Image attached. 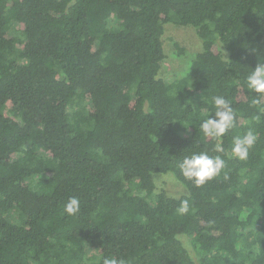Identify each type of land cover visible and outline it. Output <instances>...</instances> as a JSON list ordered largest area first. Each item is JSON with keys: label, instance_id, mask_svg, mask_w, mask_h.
<instances>
[{"label": "trees", "instance_id": "1", "mask_svg": "<svg viewBox=\"0 0 264 264\" xmlns=\"http://www.w3.org/2000/svg\"><path fill=\"white\" fill-rule=\"evenodd\" d=\"M166 23L201 41L171 79ZM260 63L264 0H0V264H264V96L246 87ZM216 95L236 112L219 139L200 129ZM249 128L242 161L232 137ZM192 151L225 168L194 186L178 166ZM167 171L187 194L156 190Z\"/></svg>", "mask_w": 264, "mask_h": 264}, {"label": "clouds", "instance_id": "2", "mask_svg": "<svg viewBox=\"0 0 264 264\" xmlns=\"http://www.w3.org/2000/svg\"><path fill=\"white\" fill-rule=\"evenodd\" d=\"M246 87L257 94V97L264 96V63L257 64L246 76ZM214 113L208 112L207 118L200 123V129L204 136L213 139L223 137L234 127L236 112L230 102L220 95L211 97ZM260 103L259 98H253V106ZM257 141L256 133L249 128L243 134H236L232 137L230 152L239 160H247L250 149ZM214 151L222 153L223 146L218 144ZM179 170L182 176L191 181L196 187L204 185L221 174L225 168V160L221 155H210L208 151H192L183 156L179 162ZM80 211V201L77 197H70L64 205V212L69 216H75ZM180 214L189 212V201L181 200L178 208ZM103 264H121L115 258H104Z\"/></svg>", "mask_w": 264, "mask_h": 264}, {"label": "rangeland", "instance_id": "3", "mask_svg": "<svg viewBox=\"0 0 264 264\" xmlns=\"http://www.w3.org/2000/svg\"><path fill=\"white\" fill-rule=\"evenodd\" d=\"M162 43L165 56L159 75L165 79L181 75L188 67L195 53L201 50V41L192 26H182L175 23L164 24ZM174 43H177L183 51L179 52ZM152 177L156 190L162 187L168 195L173 197L187 194L186 187L175 178L172 171L154 173ZM181 239L188 249L191 250L189 238L181 236Z\"/></svg>", "mask_w": 264, "mask_h": 264}]
</instances>
